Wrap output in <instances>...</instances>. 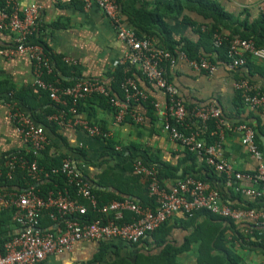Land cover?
<instances>
[{
  "label": "crops",
  "instance_id": "0c3cea01",
  "mask_svg": "<svg viewBox=\"0 0 264 264\" xmlns=\"http://www.w3.org/2000/svg\"><path fill=\"white\" fill-rule=\"evenodd\" d=\"M126 1L136 11L148 13L167 11L158 9V0ZM210 1L217 4L231 18L229 28L221 29L226 36L231 35L233 30L242 33L247 27H253L261 21L264 14L260 9L261 0ZM20 2L22 6L37 5L41 8L38 29L33 41L43 47L46 46L47 49V59L52 73L44 72L45 78L52 75L55 81L70 85L78 81L99 80L112 90V98L123 99L119 73L123 66L119 62L127 53L128 46L118 39L116 30L101 10L97 7L86 10L78 2L65 3L60 0ZM183 4L188 5L186 2ZM120 15L126 28L142 33V30L132 25L129 17L121 12V8ZM161 18L163 19L152 27L154 30L160 33L163 29L162 32L169 36L170 40L181 43V46L187 42L200 45L201 53L210 59L214 58L215 60H211L218 64V69L213 75L198 72L183 62L175 66L167 64L166 71L169 80L178 88L187 108L192 109L206 104H214L221 108L229 124L225 136L223 138L218 136L222 142L223 156L233 164L236 172L252 177L257 172L258 162L249 155L242 143V134L236 131L235 127L240 123L253 127L264 146V114L246 104L239 106L235 83L238 80L251 79L260 92L264 90V62L250 58L246 66L233 70L229 66V60L225 62L217 60V51L213 45L211 46V42L200 41L203 37V27L210 21L205 20L196 11L184 7L182 15L177 18L167 16ZM153 38L158 44L163 43L160 37ZM13 41L10 32L0 30V48L12 47ZM67 59L72 63H67ZM133 68V76L140 88L147 93L148 101L151 104L157 102L165 106L168 99L166 92L147 82L139 70ZM34 80V63L28 56L16 55L12 58L0 56V169L7 167L11 154L27 151L15 124L8 117L10 101L7 91H9L16 97L13 103L45 129L48 145L42 158L50 164L53 161L61 164L69 159L78 172L91 182L101 205L120 199H130L144 207H152L148 182L145 177L135 173L133 166L135 160H142L163 174L161 183L169 190L179 178L186 175L206 178L207 174H210V180L207 179L206 182L211 188L218 190L224 186L221 181L212 180V173L220 176L219 173L213 172L202 158L189 153L164 132L156 111L150 112L145 104L132 103L131 107L134 114L143 116L142 124L136 123L131 115H128L121 124H117L111 100L109 102L105 98L92 95L81 101L79 116L108 132L110 134L108 138L91 136L80 128L54 129V123L48 118L55 114L53 111L56 105L43 95L45 92L39 91L40 89L34 85ZM5 93L7 95H4ZM259 125L262 126V131L259 130ZM189 126L190 129L200 130L202 124L191 119ZM33 182L34 186L31 187H39L50 182V179ZM235 184L258 187L247 177L241 181L235 180ZM28 186V182L24 187L14 185L9 191L21 194L31 188ZM243 198L241 196V199ZM82 201L87 204L85 200ZM223 202L230 206H240L238 198L231 201L223 195ZM130 215L132 214L126 213L125 217ZM92 216L105 221L113 218L98 211H94ZM192 216L191 218H194L190 221L184 213H176L165 227L135 246L119 238L79 241L71 250L51 255L39 264H107L115 259L125 258L134 263L139 253L160 254L167 245L183 247L186 240L194 234V225L209 220V217L202 213ZM227 223L230 224L228 221ZM62 226L63 220L50 221L44 214L41 216L40 227L45 231L55 232ZM10 230V234H17L20 228L12 222ZM195 243L190 251L193 255L182 251V255L179 256L180 262L196 264L193 256L195 259L198 244ZM236 245L237 251L245 255L244 264H264V255L260 248L251 251L247 246V249H241L240 241L236 242ZM104 248L107 251L100 260L99 256L104 252Z\"/></svg>",
  "mask_w": 264,
  "mask_h": 264
},
{
  "label": "built area",
  "instance_id": "2783aa9c",
  "mask_svg": "<svg viewBox=\"0 0 264 264\" xmlns=\"http://www.w3.org/2000/svg\"><path fill=\"white\" fill-rule=\"evenodd\" d=\"M60 1L70 3L72 0ZM76 1L86 10L93 7L101 10L116 30L118 39L128 46V51L119 64L123 67L137 68L147 82L166 92L168 99L165 106L157 102L152 103L164 132L189 153L202 158L209 168L224 174L228 180L227 187L232 188L244 199L255 201L264 198V152L256 140L254 128L247 124L235 127L236 131L242 134V143L249 155L258 162L256 174L249 177L236 172L233 164L223 156L220 139L209 145L204 136L211 121L215 122L220 137L225 136L229 124L221 108L214 104L187 108L178 88L169 80L166 71L167 64L175 66L183 62L198 72L213 75L218 69V64L203 54L191 58L180 48L173 52L161 48L152 37L139 38L136 31L126 28L123 24L116 0ZM260 9L264 13V0H261ZM40 13L41 8L37 5L22 6L20 0H3L0 7V30L10 32L14 41L12 47L0 48V56L12 58L16 55H26L33 61L34 85L47 93L58 107V111L49 116L48 120L59 128H80L91 136L108 138L110 136L108 132L79 116V103L97 94L111 100L117 124L124 122L128 115H131L136 123L142 124L143 116L134 114L131 111V104L147 102L148 95L140 88L134 76L126 75L121 83L123 99L112 98L110 88L99 80L78 81L70 86H62L58 81H48L44 78V72L52 73L47 54L42 45L33 41ZM203 28L206 30V27ZM225 42L229 43L228 58L231 69L246 66L249 55L264 62V47L258 48L253 40L240 37L228 39L222 32H215L214 49H221ZM66 61L72 63L69 59ZM235 89L241 94L246 105L264 114V94L258 87L252 85L249 80L242 79L235 83ZM9 108L8 117L15 124L24 145L30 150L27 155L17 152L9 156L7 177L12 180L16 170L22 169L31 181L62 174L66 178V184L47 196L37 194L34 187L21 194L8 190L0 191V210H14L13 221L20 228L19 232L6 243L5 254L0 253V264H39L51 255L71 250L79 241L119 238L130 244H138L178 212L192 216L193 213L207 211L236 223L247 224L249 226L247 235L253 234L255 229L264 232V210L230 206L223 202L219 190L211 188L207 182L191 175L177 180L169 190L162 185L158 170L149 167L142 160L134 161V171L146 178L154 208L144 207L130 199L101 205L91 182L78 172L69 159L49 171L39 166L38 157L48 145L44 127L38 125L15 103H9ZM191 119L202 124L200 130L190 129ZM246 177L259 186L246 187L235 184V180L241 181ZM88 206L113 218L107 221L81 220L79 216L87 214ZM45 212L53 221L63 220V226L55 232L43 230L40 227V219ZM126 213H131L133 219L123 223Z\"/></svg>",
  "mask_w": 264,
  "mask_h": 264
},
{
  "label": "trees",
  "instance_id": "16d2710c",
  "mask_svg": "<svg viewBox=\"0 0 264 264\" xmlns=\"http://www.w3.org/2000/svg\"><path fill=\"white\" fill-rule=\"evenodd\" d=\"M118 4L120 5L121 12L129 17V20L131 21L132 25H134L136 28H139L142 30V33L136 32L139 36V38L144 37H160L163 43H159L158 46L161 48L167 49L169 51H174L176 49L184 50L191 58H196L199 54H202L200 51V45L193 44L187 42L183 46H181L179 42H176L174 40H170L169 36H166L165 33L162 31L157 32L152 27L157 25L158 22H160L163 18L162 16L167 17H175L177 18L179 15H182L184 11V7L196 11L198 14L202 15L205 20L210 21V23L204 25L206 27V30L203 32L202 40L200 41H210L211 46L213 45V35L215 32H221V29L229 28L231 25V18L226 14L225 11H223L217 4L213 3L210 0H158V9L167 10L164 12H142V11H136L134 8H132L130 5H128L126 0H116ZM77 2L76 0H72L70 3ZM183 2H186L188 5H184ZM79 3V2H78ZM81 4V3H80ZM3 5V0H0V7ZM147 24V25H145ZM147 26V27H145ZM36 33V32H35ZM168 35V34H167ZM35 37V34L33 38ZM235 37H240L242 39L247 40H253L254 43L258 48L264 47V14L262 16L261 21L254 25L253 27H247L245 31L242 33H237V31H232V34L228 36V39H233ZM45 52L47 54L46 46H44ZM228 49H229V43L225 42L221 49L216 50L217 51V60H222L223 62L228 61ZM204 55V54H203ZM250 58H254L252 55L247 56V63ZM212 60H215L211 57ZM133 67H121L119 69V73L121 75V83L124 80L126 75L133 76ZM45 78V75H44ZM48 81H55V78L51 76H47L45 78ZM248 80V79H247ZM252 85H254L253 81L249 79ZM75 84V83H73ZM72 84V85H73ZM62 86H70V84L63 83ZM111 90V89H110ZM40 92H43L39 90ZM112 92V90H111ZM9 94V101L10 103H13L15 101V95L12 92L7 91ZM5 93L4 95H7ZM113 93V92H112ZM261 93L264 94V90H261ZM45 97L49 98L48 94H44ZM102 98H105L101 95H97ZM113 95V94H112ZM8 98V97H7ZM238 102L239 106H243L244 99L242 98L241 94L238 92ZM107 100L109 98H105ZM142 104H145L149 111H155L153 104H151L149 101L147 102H141ZM132 107V104H131ZM80 109V105H78V110ZM58 107L55 106V109L53 112H57ZM80 111V110H79ZM225 117V116H224ZM226 119V118H225ZM245 124V123H240ZM54 129L59 128L58 125L53 124ZM238 125V126H239ZM259 130L262 131V126L259 125ZM255 130V129H254ZM256 131V140L261 147V149L264 152V146L262 143V140ZM204 136L207 140V143L209 145L214 144L219 139V131L217 130L215 122L211 121L208 123V129L204 133ZM29 148L27 147V151H22V154L27 155L29 153ZM44 150L40 153L38 157L39 166L45 168L46 170H50L54 167H59L61 164H56V161H53V165L48 163L49 161H46L42 158ZM17 153V152H15ZM14 153V154H15ZM11 156V155H10ZM30 157L33 158V155L30 154ZM62 162V160H61ZM48 163V164H47ZM151 167V166H149ZM211 169V168H210ZM212 170V169H211ZM215 172L214 170H212ZM0 172L2 173V177L0 178V191L3 190H11V188L14 185H19L24 187L26 185V182L29 183L28 187L34 186V182L31 181L28 177H26V172L22 169H17L14 173L13 179L10 180L7 177L8 168L0 169ZM217 173V172H215ZM189 175H186L182 178L187 177ZM192 176V175H191ZM196 177V176H195ZM213 181H221L224 186L221 187V189H218L221 192V195H223L231 201H234L236 198H238V205L240 206H233V207H241V208H252L257 210H264V198L257 199L255 201L247 200L244 198L241 199V196L239 194H236L235 191L232 188L227 187V178L224 174H220V176H216V174L212 173ZM159 178L161 181H163V174L159 173ZM201 179L202 181L206 182L207 179L210 180V174H207V177H197ZM50 179V182L40 185L39 187H34V190L37 194L40 196H47L50 192H56L58 188H62L66 184V178L64 175H53ZM259 186V185H258ZM28 187H26L28 189ZM226 187V188H225ZM228 188V189H227ZM42 191H41V190ZM122 200V199H120ZM151 202H154L151 200ZM152 207L154 208V203H151ZM92 208L88 209L87 214L83 216H79L81 220L84 221H94L99 218H94L92 216L93 212ZM202 213L205 216L209 217V220H207L206 223L203 224H195L194 225V234L186 240V243L181 248H176L171 245H167L166 248L162 251L160 254H144L139 253L137 257L134 259V263L130 259H122L118 260L115 259L112 262H109L107 264H187L184 261L180 262L179 256L182 255V251L192 254L191 248L196 244H198V250L195 254V259L193 256V260H196V264H244L245 255L240 254L237 249L236 242L240 241L241 245L239 248L241 249H247V246L250 247V250H256L257 248H260L264 255V232L260 229H255L253 234L247 235L246 231L249 227L247 224L244 223H236L231 219H224L219 216L212 215L211 213L207 211H199L196 213H193L192 215H196ZM13 214L14 210L7 209L0 212V253L5 254V245L8 243L16 234H10V223H14L13 221ZM45 217L51 221L48 214L44 213ZM192 216V217H193ZM190 221L194 218H191V216H186ZM133 219V216L130 215L128 217H125L123 220L124 222H129ZM217 220V221H216ZM230 223L228 224L227 221ZM168 223V222H167ZM165 223L162 227H160L157 231H160L165 225ZM246 225V226H242ZM156 231V232H157ZM154 232V233H156ZM153 233V234H154ZM152 234V235H153ZM151 235V236H152ZM231 237V239H229ZM139 244V243H138ZM136 245V244H132ZM254 246V247H253ZM104 252L99 256V259L102 260L103 256L106 254L105 251H107L105 248L103 249ZM193 255V254H192Z\"/></svg>",
  "mask_w": 264,
  "mask_h": 264
},
{
  "label": "rangeland",
  "instance_id": "374dc122",
  "mask_svg": "<svg viewBox=\"0 0 264 264\" xmlns=\"http://www.w3.org/2000/svg\"><path fill=\"white\" fill-rule=\"evenodd\" d=\"M119 8H120V6H119Z\"/></svg>",
  "mask_w": 264,
  "mask_h": 264
}]
</instances>
